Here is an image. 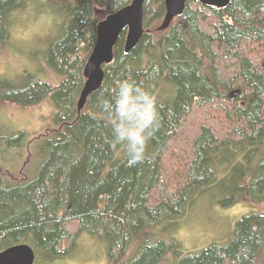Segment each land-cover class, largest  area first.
Returning a JSON list of instances; mask_svg holds the SVG:
<instances>
[{
  "label": "trees",
  "instance_id": "trees-1",
  "mask_svg": "<svg viewBox=\"0 0 264 264\" xmlns=\"http://www.w3.org/2000/svg\"><path fill=\"white\" fill-rule=\"evenodd\" d=\"M131 1L0 0V49L29 4H50L62 18L43 56L60 83L0 77V106H51L37 175H0V251L26 242L45 263L70 253L85 231L107 243L108 264H160L169 253L176 264H263L264 212L242 215L227 242L198 252L182 253L157 228L182 218L212 185L229 193L224 205L243 197L264 204V0H187L164 30V0H146L141 38L126 52L122 30L102 84L79 109L97 25ZM125 78L156 97L160 117L145 159L131 167L124 150L112 148L99 104ZM28 138L26 130L0 135V155Z\"/></svg>",
  "mask_w": 264,
  "mask_h": 264
},
{
  "label": "rangeland",
  "instance_id": "rangeland-1",
  "mask_svg": "<svg viewBox=\"0 0 264 264\" xmlns=\"http://www.w3.org/2000/svg\"><path fill=\"white\" fill-rule=\"evenodd\" d=\"M61 20V15L50 4L31 3L25 10L17 12L12 19L9 43L0 49V77L21 84L28 74H37L51 84L60 83L62 77L46 67L43 56L52 38L58 34ZM50 110L47 99L25 108L17 104L0 106V135L17 130L29 132L26 146H6L0 155L1 176L19 180L37 175L43 159L39 152L43 139L40 135L45 132ZM230 167L227 165L224 171L219 172V179L227 176ZM218 187L209 186L197 195L182 218L158 226L159 237L168 242L177 241L178 250L182 253L198 252L212 242H227L234 232L236 220L242 215L251 211L264 212V204L245 197L224 205L221 200L229 193L220 191ZM34 263L42 262L36 258ZM176 263L174 254L169 253L160 264ZM42 264H108L107 243L84 231L70 253Z\"/></svg>",
  "mask_w": 264,
  "mask_h": 264
},
{
  "label": "water",
  "instance_id": "water-1",
  "mask_svg": "<svg viewBox=\"0 0 264 264\" xmlns=\"http://www.w3.org/2000/svg\"><path fill=\"white\" fill-rule=\"evenodd\" d=\"M145 1L132 0L131 3L114 13L108 14L99 21L95 45L84 66L83 73L86 80L78 100L79 109L84 106L88 95L102 84L104 79L103 65L112 61L113 49L122 30L127 28L124 46L126 52L131 50L141 38L144 32ZM197 1L206 5L224 7L230 0ZM186 2L187 0H164L166 11L158 29L168 28L173 19L182 13ZM35 258V248L26 242L10 245L0 251V264H34Z\"/></svg>",
  "mask_w": 264,
  "mask_h": 264
},
{
  "label": "clouds",
  "instance_id": "clouds-1",
  "mask_svg": "<svg viewBox=\"0 0 264 264\" xmlns=\"http://www.w3.org/2000/svg\"><path fill=\"white\" fill-rule=\"evenodd\" d=\"M100 118L110 128L111 146L121 147L127 165L145 159L149 140L159 127L156 97L132 79H117L107 97L100 99ZM95 116V113H92Z\"/></svg>",
  "mask_w": 264,
  "mask_h": 264
}]
</instances>
